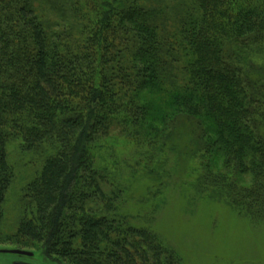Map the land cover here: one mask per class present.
<instances>
[{
	"label": "trees",
	"instance_id": "16d2710c",
	"mask_svg": "<svg viewBox=\"0 0 264 264\" xmlns=\"http://www.w3.org/2000/svg\"><path fill=\"white\" fill-rule=\"evenodd\" d=\"M9 139L44 159L0 242L184 264L172 202L264 225V0H0V222Z\"/></svg>",
	"mask_w": 264,
	"mask_h": 264
},
{
	"label": "rangeland",
	"instance_id": "374dc122",
	"mask_svg": "<svg viewBox=\"0 0 264 264\" xmlns=\"http://www.w3.org/2000/svg\"><path fill=\"white\" fill-rule=\"evenodd\" d=\"M5 150L14 171L12 183L5 193L0 222L1 232L8 236L15 231L22 214L21 192L41 171L44 156L33 151L23 152L16 139H9ZM172 203L160 211L156 228L164 241L178 252L184 264H264L263 224L248 223L228 206L208 199L195 202L183 199L180 206ZM10 247L15 245L0 243V250ZM39 247L30 249L42 250ZM1 255L0 264L23 261L26 264H52L39 252L31 258Z\"/></svg>",
	"mask_w": 264,
	"mask_h": 264
},
{
	"label": "flooded vegetation",
	"instance_id": "af4514ba",
	"mask_svg": "<svg viewBox=\"0 0 264 264\" xmlns=\"http://www.w3.org/2000/svg\"><path fill=\"white\" fill-rule=\"evenodd\" d=\"M0 243H6V244H10V245H15V247H10V248H3L0 250V254H2L1 256H17L20 258H31L33 257L36 252H39L42 254V256H44V259H46L45 261H49L50 263L53 264V262L55 264H64L63 260L59 261L56 259H52L51 257L47 256L43 250H36V249H28L26 247H21L19 244H14L12 243L11 240H3ZM13 250H17V252H13ZM33 250V251H32ZM52 261V262H51ZM41 263H44L42 261H40ZM15 264H26V262H18Z\"/></svg>",
	"mask_w": 264,
	"mask_h": 264
},
{
	"label": "water",
	"instance_id": "95a60500",
	"mask_svg": "<svg viewBox=\"0 0 264 264\" xmlns=\"http://www.w3.org/2000/svg\"><path fill=\"white\" fill-rule=\"evenodd\" d=\"M13 252H17V250H13Z\"/></svg>",
	"mask_w": 264,
	"mask_h": 264
}]
</instances>
